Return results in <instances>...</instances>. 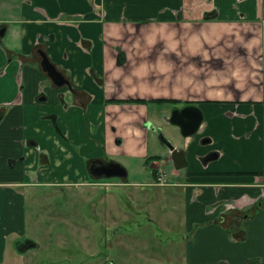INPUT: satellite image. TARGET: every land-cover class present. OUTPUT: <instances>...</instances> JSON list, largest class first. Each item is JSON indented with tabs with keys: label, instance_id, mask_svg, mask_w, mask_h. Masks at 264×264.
I'll return each instance as SVG.
<instances>
[{
	"label": "crops",
	"instance_id": "crops-1",
	"mask_svg": "<svg viewBox=\"0 0 264 264\" xmlns=\"http://www.w3.org/2000/svg\"><path fill=\"white\" fill-rule=\"evenodd\" d=\"M3 5L0 264H19L32 248L27 240L18 255L7 254L11 234L24 233V188L46 184L85 200L91 188L88 198L98 200L104 183L146 184L103 182L90 172L95 159L130 167L128 157L137 158L156 179L162 157L150 154L147 126L157 125L149 112L154 102L165 111L199 106L203 122L185 136L186 148L174 143L175 157L162 145L176 167L173 187L164 185L162 199L147 200L158 202L143 207L147 221L124 229L113 222L109 264H264V0ZM43 53L69 83L49 75ZM206 139H213L216 159L195 152L196 142L211 143ZM100 200L101 210L120 207L113 193ZM92 206L98 214L95 201ZM80 228L93 241L92 226ZM93 256L96 261L78 264H106Z\"/></svg>",
	"mask_w": 264,
	"mask_h": 264
},
{
	"label": "rangeland",
	"instance_id": "rangeland-1",
	"mask_svg": "<svg viewBox=\"0 0 264 264\" xmlns=\"http://www.w3.org/2000/svg\"><path fill=\"white\" fill-rule=\"evenodd\" d=\"M5 0H0V15L3 14V5ZM12 2V0H9ZM173 106V105H171ZM171 106H167L165 111L162 104L149 105V112L151 119L160 127L165 136L173 141L182 148H186L187 139L182 136L180 128L172 124L167 123L163 120V114L168 113L170 115L172 109ZM164 112V113H163ZM209 141V144H200L196 142L195 149L196 153L205 150L202 155H205L212 150L213 139ZM202 145V147H201ZM206 146V147H205ZM149 148L150 154H158L162 158V167L159 171L166 170V177L164 178V183H158V172L156 174V179L152 175V170L148 164H144L137 158L128 157L127 162H131V166L126 167L128 169V181L130 182H145L142 186H133L132 184L124 185L127 188V193L124 192L123 188H119L118 185L112 187V183H104L105 186L98 187L97 190L100 197H108L111 193L118 196L119 206L117 210L104 209L103 202L99 199L93 200L92 197L88 198L92 191L91 188H85L86 200L82 199L80 193L68 194L67 190H63L59 187H52L46 184H38L36 186H31L30 188H24V195L26 201V225L24 233L22 235L11 234L8 240V250L7 254L18 255L17 249L23 250V246H28L27 240H33L36 243V247H33L30 242L29 246L31 249L24 250V255L18 257L21 260L19 264H78L79 260L82 258L88 262H94L97 258H94V254L97 252L105 251L108 249L110 241L108 238L113 236L115 228L110 227L113 222L118 219H114L117 215L125 214L128 212V204L137 202L138 207H142L139 202H145L144 200L152 201L151 197L154 195L159 199L163 198L161 194L163 186L171 189L174 184V171L176 170L175 164L171 159H168L167 149H165L159 139L150 132L149 136ZM213 150H216L215 148ZM193 157V156H192ZM199 162V160H197ZM188 168V167H187ZM184 173L187 170H183ZM181 177H175V180H180ZM103 182H118L119 185L123 183V179L118 177L103 178ZM154 182L155 185H148ZM148 183V184H147ZM152 184V183H151ZM171 185V186H167ZM111 186V187H109ZM168 192L171 190H167ZM166 198L169 195L165 194ZM98 205V214L94 215V210L92 202ZM115 206V205H113ZM112 206V207H113ZM142 209H145L142 207ZM168 214H173L171 210H166ZM124 217V216H123ZM125 218V217H124ZM140 217H136L139 219ZM134 219V218H133ZM120 222V221H119ZM88 228L92 226L91 240L87 241L85 235H82L81 228L84 225ZM123 227L133 228V226L126 225L123 222L120 223ZM119 229V230H120ZM130 230V229H129ZM19 240L15 243V240ZM16 240V241H17ZM21 242V243H19ZM138 243L135 242V250ZM17 246V247H16ZM21 253V252H19ZM23 254V253H22Z\"/></svg>",
	"mask_w": 264,
	"mask_h": 264
},
{
	"label": "water",
	"instance_id": "water-1",
	"mask_svg": "<svg viewBox=\"0 0 264 264\" xmlns=\"http://www.w3.org/2000/svg\"><path fill=\"white\" fill-rule=\"evenodd\" d=\"M5 31V28L0 29V34L2 35ZM43 55V67L49 73V75L56 81L58 84L69 83L67 79L64 78L61 72L57 70L55 65L48 59L45 53ZM1 117V113H0ZM167 122L177 125L181 129V133L184 136H190L194 134L200 128L203 122V111L199 106L196 105H187L184 107H177L172 110V113L169 117L166 118ZM149 129L156 135L161 144L169 150V154L172 157L177 155L175 144L169 138H167L163 130L154 125V123L147 122ZM209 139H206L205 142H208ZM218 152L206 157L204 160L208 161L211 159H216L218 157ZM91 174L96 178H112L118 177L121 179H126L128 176V171L124 165L116 161L105 162L102 159H95L92 161L90 166Z\"/></svg>",
	"mask_w": 264,
	"mask_h": 264
},
{
	"label": "flooded vegetation",
	"instance_id": "flooded-vegetation-1",
	"mask_svg": "<svg viewBox=\"0 0 264 264\" xmlns=\"http://www.w3.org/2000/svg\"><path fill=\"white\" fill-rule=\"evenodd\" d=\"M170 115H171V113H170ZM170 115H168L167 117H169ZM213 153H214V150L210 151L209 153L206 154V157H208L209 155H211ZM105 162H109V161H105ZM151 198L154 199V200L156 199L155 196H152ZM139 203H140V205L142 207H148L149 205H153V204L156 205L158 202H146V200H145V202H143V203L139 202ZM142 207H138L137 202L128 204V208H126V210L128 212H126L125 214H123L121 212V214L118 215L120 217V220L119 221H121V223L123 222L124 224L129 225V227L130 226H133V225L139 224L136 221L137 220L136 217H140L141 216V218H139V219H144L145 221H147V219L150 218L149 217L150 216V213H149L150 211L148 212L146 208L145 209H142ZM119 209L121 211V208L120 207H119ZM115 210H117V209L115 208ZM152 212H154V211H152ZM122 216H124L126 218H123ZM127 216H129V217H127ZM31 243H32V245H34L36 247V243L35 242H31ZM110 247L111 246L109 244L108 249H106L105 251L97 252V254H96V256H101V257L106 258L105 259L106 260V264H109L110 263L109 262V258H110V251L109 250H110Z\"/></svg>",
	"mask_w": 264,
	"mask_h": 264
},
{
	"label": "built area",
	"instance_id": "built-area-1",
	"mask_svg": "<svg viewBox=\"0 0 264 264\" xmlns=\"http://www.w3.org/2000/svg\"><path fill=\"white\" fill-rule=\"evenodd\" d=\"M165 177H166V170L165 169L158 171V183L159 184H163L165 182L164 181Z\"/></svg>",
	"mask_w": 264,
	"mask_h": 264
},
{
	"label": "trees",
	"instance_id": "trees-1",
	"mask_svg": "<svg viewBox=\"0 0 264 264\" xmlns=\"http://www.w3.org/2000/svg\"><path fill=\"white\" fill-rule=\"evenodd\" d=\"M134 101H136V102H144L145 100L144 99H135ZM159 101H163V100H159ZM145 102H147V101H145ZM158 159H159V157H157ZM29 241V242H28ZM27 242L30 244V242H33V241H31V240H28ZM20 243V242H19Z\"/></svg>",
	"mask_w": 264,
	"mask_h": 264
}]
</instances>
